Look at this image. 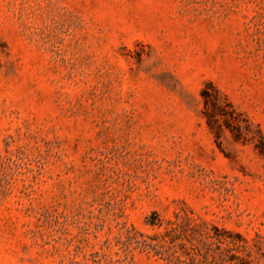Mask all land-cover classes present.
I'll return each instance as SVG.
<instances>
[{
  "label": "rangeland",
  "instance_id": "obj_1",
  "mask_svg": "<svg viewBox=\"0 0 264 264\" xmlns=\"http://www.w3.org/2000/svg\"><path fill=\"white\" fill-rule=\"evenodd\" d=\"M0 264H264V0H0Z\"/></svg>",
  "mask_w": 264,
  "mask_h": 264
}]
</instances>
